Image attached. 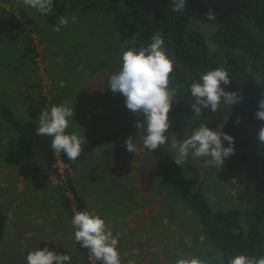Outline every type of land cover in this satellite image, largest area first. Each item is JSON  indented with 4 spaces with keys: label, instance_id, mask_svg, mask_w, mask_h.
Listing matches in <instances>:
<instances>
[{
    "label": "rangeland",
    "instance_id": "374dc122",
    "mask_svg": "<svg viewBox=\"0 0 264 264\" xmlns=\"http://www.w3.org/2000/svg\"><path fill=\"white\" fill-rule=\"evenodd\" d=\"M119 1L150 5L153 0ZM20 10L34 20L30 30L36 48L34 66L48 100L52 98L54 79L49 71L52 68L54 76H61L58 79L61 86H77L66 100L75 109L71 130L86 141L118 128L125 118V98L109 89L108 80L121 67L124 44L117 42L111 26L105 23L110 21L98 16L96 24L84 27V19H78L57 31L55 21L51 23L25 7L22 0H0V104H8L24 117L21 103L30 84L25 79L31 77V81L27 79L31 83L37 79L32 73L28 75L33 66H28L30 56L25 39L9 33L5 19L10 13L19 15ZM192 27L205 35L211 54L223 62L221 50L210 42L212 26L193 22ZM87 32L93 34L85 36ZM75 33L83 35V41L75 40ZM84 42L85 49L95 53L76 55L81 54ZM76 62L81 66L72 70ZM63 70L73 74L83 71L73 80L63 77ZM170 121L169 138L175 135L178 141L190 134L191 127H197L194 120L185 117ZM127 139L97 152L77 170L60 169L63 178L61 174L53 176L41 166L32 144L20 139L0 121V211L7 216L6 237L0 244V264H27L28 253L39 247L71 254L72 264H96L95 258L88 260L78 250L71 224L74 213L69 216L63 210L61 195L65 194L70 179L74 180L79 195L85 198L89 211L105 218L114 235L123 233L119 242L122 264H176L179 258L193 256L207 264H222L217 251L199 234L179 196L163 185L157 172L153 175L138 140L133 139L137 150L132 153L126 150ZM182 167L202 187L214 210L237 205L238 187L220 184L203 159L189 158ZM68 193L76 210L73 195ZM40 197L47 200L40 202Z\"/></svg>",
    "mask_w": 264,
    "mask_h": 264
},
{
    "label": "trees",
    "instance_id": "16d2710c",
    "mask_svg": "<svg viewBox=\"0 0 264 264\" xmlns=\"http://www.w3.org/2000/svg\"><path fill=\"white\" fill-rule=\"evenodd\" d=\"M54 5L51 14L42 16L44 19L50 22L53 20L56 23H51L57 24L63 15L68 22L84 19V27H90L96 24L95 19L99 16L110 21L104 22L111 26L117 42L124 44V50L148 43L154 33L164 38L167 53L174 61L175 79L171 86L177 89L169 117H185L194 120L197 126L207 124L213 130L234 138L235 154L224 166L211 168L220 184H235L238 187L235 196L237 205L225 210H214L198 182L188 177L184 167L174 163L175 155L167 145L161 146L156 152L144 149L142 140H139L143 130L135 126L136 121L143 117L136 116L126 106L124 122L118 128L84 141L83 151L75 161L59 153L62 162L77 170L80 164L90 161L97 152L112 147L114 142H122L128 137L137 139L153 175L157 172L163 185L179 196V201L198 227L199 234L217 251L222 264H227L229 257L242 253L264 256V143L257 138L264 122L255 116L260 100L264 99V0H188L186 8L181 12L172 11L171 0H153L150 5L133 1L121 3L119 0H54ZM210 13L213 14L212 19H208ZM5 19L9 33L11 31L13 36H23L25 39L30 56L28 66H33L28 75L32 73L35 78L36 48L30 34L34 20L22 10L19 15L7 14ZM193 22L212 26L210 42L221 50L223 62L213 57L208 39L192 27ZM90 34L93 33L87 32L85 36ZM104 36L108 38V35ZM134 36L136 45L131 43ZM81 37L83 35H74L78 42L83 41ZM86 47L84 42L81 54L76 55L95 53L86 50ZM77 66L81 65L76 62L72 70H76ZM221 66L227 70L231 79V87L226 90L237 92L242 97L241 102L233 108L221 105L215 113L205 110L202 116L195 117L191 110L194 98L190 93V84L198 80L201 74ZM49 71L54 79L51 100L44 93L43 83L38 76L32 83L31 77H28L30 81L25 79V82L30 84L21 103L24 117L3 103L0 104V121L20 139L30 142L42 165L48 172L54 173L57 154L50 147L51 137L36 135L39 116L46 108L66 102L77 86H61L58 80L60 75L54 76L53 68ZM82 71L73 74L63 70L61 73L63 77L69 76L74 80L75 76L82 75ZM76 85L81 87L77 82ZM66 192L73 195L77 211L89 210L74 180L70 179L65 194L61 195L63 208L69 216L74 213V207ZM6 228L7 216L0 211V244L6 237ZM77 248L86 257L90 254L88 249L80 245Z\"/></svg>",
    "mask_w": 264,
    "mask_h": 264
},
{
    "label": "clouds",
    "instance_id": "9594fccd",
    "mask_svg": "<svg viewBox=\"0 0 264 264\" xmlns=\"http://www.w3.org/2000/svg\"><path fill=\"white\" fill-rule=\"evenodd\" d=\"M25 7L41 16L49 15L55 7L54 0H22ZM172 11L181 12L188 0H171ZM209 14L208 19H212ZM68 20L59 17L55 28L67 26ZM132 45L137 44L134 36ZM121 67L110 75L108 87L113 93L122 94L125 106L138 119L135 126L143 130L139 140L143 148L156 152L161 146L168 145L175 153L173 160L182 166L189 158L203 159L211 167L219 168L235 154L234 138L221 131L201 123L191 127L190 134H185L182 141L175 135L169 138L171 121L169 114L173 108V100L177 89L171 86L174 82V61L169 57L164 38L154 33L148 43H140L138 47H128L122 52ZM231 87V79L227 70L221 66L201 74L198 80L190 84V93L194 98L191 110L195 117L202 116L205 110L215 113L221 107L238 105L242 97L237 92L227 91ZM255 116L264 122V99H261ZM73 107L66 102L53 105L40 113L37 136L51 137L50 147L55 153H63L69 160L75 161L83 151L84 138L71 130L74 119ZM239 123V121H238ZM187 129V130H188ZM187 133V131H186ZM258 141L264 143V127L257 135ZM138 140V141H139ZM228 146H225V145ZM137 143L131 138L125 141L128 152L136 153ZM71 224L74 227L76 243L88 249L101 264H122L119 242L123 233L113 234L110 224L101 215L89 210L74 213ZM27 264H72L71 254H60L48 247L30 251L26 257ZM176 264H207L200 257L179 258ZM227 264H264V256L238 254L229 257Z\"/></svg>",
    "mask_w": 264,
    "mask_h": 264
},
{
    "label": "built area",
    "instance_id": "2783aa9c",
    "mask_svg": "<svg viewBox=\"0 0 264 264\" xmlns=\"http://www.w3.org/2000/svg\"><path fill=\"white\" fill-rule=\"evenodd\" d=\"M56 154H57V164H56V166H55V168H56V172H54V173L50 172V173H51L53 176H56V177H59V175L61 174V177H63V175H62L60 169H68L69 166L66 165V164H64V163L62 162L59 153H56ZM63 178H64V177H63ZM66 186H67V185H66ZM66 193H67V195H69L68 192H66ZM74 202H75V201H74ZM73 212L76 213V212H78V211L75 210V208H74V211H73ZM87 258H88V260H89V259L91 260V258H95V257L92 256L91 253H90V254L87 256ZM95 262H96V264H101V262H100V261H97L96 259H95ZM91 264H93V262H91Z\"/></svg>",
    "mask_w": 264,
    "mask_h": 264
},
{
    "label": "crops",
    "instance_id": "0c3cea01",
    "mask_svg": "<svg viewBox=\"0 0 264 264\" xmlns=\"http://www.w3.org/2000/svg\"><path fill=\"white\" fill-rule=\"evenodd\" d=\"M38 162H39L40 165L42 166V162H41L40 159L38 160ZM31 180H34V179H31ZM21 200H25V198L21 197ZM38 200H41L40 202H45L47 199H42V198L40 197ZM40 202H39V203H40ZM40 210H41V209H40ZM40 210H39V211H40ZM63 210H64V209H63ZM64 211H65V210H64ZM66 213H67V212H66ZM67 214H68V213H67Z\"/></svg>",
    "mask_w": 264,
    "mask_h": 264
}]
</instances>
